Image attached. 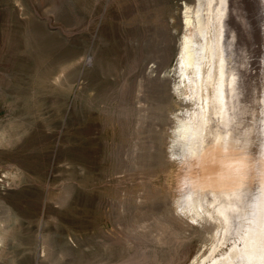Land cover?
I'll list each match as a JSON object with an SVG mask.
<instances>
[{"label": "rangeland", "instance_id": "obj_1", "mask_svg": "<svg viewBox=\"0 0 264 264\" xmlns=\"http://www.w3.org/2000/svg\"><path fill=\"white\" fill-rule=\"evenodd\" d=\"M197 5L0 0V264H208L230 252L237 237L221 240L215 220L179 221V166L165 155L195 107L172 93L187 6L193 60L206 58ZM229 5L226 52L257 81L264 0Z\"/></svg>", "mask_w": 264, "mask_h": 264}, {"label": "bare ground", "instance_id": "obj_2", "mask_svg": "<svg viewBox=\"0 0 264 264\" xmlns=\"http://www.w3.org/2000/svg\"><path fill=\"white\" fill-rule=\"evenodd\" d=\"M197 1L206 58L201 66L193 60L195 52L188 42L194 10L187 6L183 78L172 93L192 95L195 107L173 131L165 151L167 161L180 171L176 185L180 197L174 207L180 222L215 220L222 228L221 240L237 237L230 252L212 257L208 264H226L233 258L253 264L264 260V251L258 252L264 247V76L252 82L242 57L234 59L226 52L234 45L226 31L228 22L236 19V9L229 5L234 0ZM154 71L151 66L149 74ZM156 77L167 80L169 74ZM251 94L254 101L249 100ZM251 126L257 136L248 133ZM166 191L171 193L170 187Z\"/></svg>", "mask_w": 264, "mask_h": 264}]
</instances>
